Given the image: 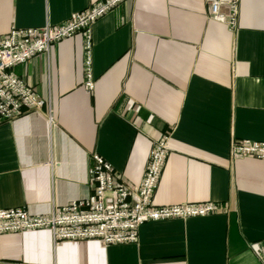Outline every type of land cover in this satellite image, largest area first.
Returning <instances> with one entry per match:
<instances>
[{"label":"crops","instance_id":"crops-1","mask_svg":"<svg viewBox=\"0 0 264 264\" xmlns=\"http://www.w3.org/2000/svg\"><path fill=\"white\" fill-rule=\"evenodd\" d=\"M95 0H0V35L59 24ZM230 29L204 0H124L92 26L93 89L82 34L13 66L43 99L0 123V208L51 214L83 199L93 154L139 183L169 136L157 205L212 202L215 214L144 223L136 241H53L48 228L0 234V264H264V0H239Z\"/></svg>","mask_w":264,"mask_h":264},{"label":"built area","instance_id":"built-area-1","mask_svg":"<svg viewBox=\"0 0 264 264\" xmlns=\"http://www.w3.org/2000/svg\"><path fill=\"white\" fill-rule=\"evenodd\" d=\"M124 0H95L89 7L73 12L62 23H47L41 27H13L0 35V123L8 122L26 113L37 112L43 99L31 85L20 79L13 66L21 64L38 53H49L50 47L67 37L82 34L85 39V86H95L92 74V26ZM208 15L224 22L230 29L238 24L239 0H204ZM169 136L154 141L139 183L126 181L123 175L99 153L93 154L88 182L91 192L83 199L55 207L51 214H32L26 208H0V234L26 232L48 228L53 241L97 239L104 245L136 241L139 228L158 219L187 218L223 211L212 202H187L159 205L153 201L168 151ZM231 157L264 158V142L233 139Z\"/></svg>","mask_w":264,"mask_h":264},{"label":"rangeland","instance_id":"rangeland-1","mask_svg":"<svg viewBox=\"0 0 264 264\" xmlns=\"http://www.w3.org/2000/svg\"><path fill=\"white\" fill-rule=\"evenodd\" d=\"M163 135H166V134H162V135H160V136H163ZM168 136V135H167Z\"/></svg>","mask_w":264,"mask_h":264}]
</instances>
